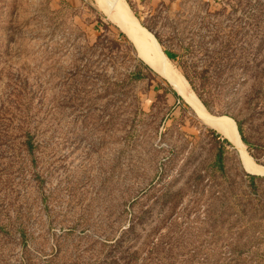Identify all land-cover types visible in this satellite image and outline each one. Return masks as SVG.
<instances>
[{
  "label": "rangeland",
  "instance_id": "rangeland-1",
  "mask_svg": "<svg viewBox=\"0 0 264 264\" xmlns=\"http://www.w3.org/2000/svg\"><path fill=\"white\" fill-rule=\"evenodd\" d=\"M123 1L163 38L207 9L245 26L258 69L235 91L264 169V0ZM118 32L96 0H0V264H264V174L233 146L212 173L213 129L151 68L127 82Z\"/></svg>",
  "mask_w": 264,
  "mask_h": 264
},
{
  "label": "trees",
  "instance_id": "trees-1",
  "mask_svg": "<svg viewBox=\"0 0 264 264\" xmlns=\"http://www.w3.org/2000/svg\"><path fill=\"white\" fill-rule=\"evenodd\" d=\"M208 3L207 8L210 6ZM231 3L232 0H221L225 8L235 7ZM240 4L241 2H237V6ZM220 13L212 14L207 9L204 16H195L192 20L183 21L185 24L188 23L185 29L178 30L176 25L172 27V31L166 38L161 37L149 27L143 24L142 26L153 35L165 57L176 66L206 111L213 115V109H217L216 105L220 106L217 112H221L222 116L234 121L242 143L248 147L250 145L243 133L245 122L239 119L247 108H242L245 104L237 106L240 100L236 97L235 87L246 83V76L251 69L257 71L258 65L252 68L250 62L246 60L248 53L245 52L246 48L242 47L246 37L245 26L234 28L230 25L226 30L216 18ZM178 18L181 23L182 14H178ZM118 37L132 47L124 34L118 32ZM137 57L135 56L137 64L126 76L128 83L143 82L147 78L145 72L156 74ZM237 71L241 73L239 77L234 76ZM159 79L166 86L163 89L164 96H173L181 105H187L168 82L163 78ZM247 105H249V99ZM208 133L214 139L211 146L213 158L208 168L212 173L224 176L227 173L229 155L233 151L232 145L214 130H208ZM245 176L251 180L260 177L248 173Z\"/></svg>",
  "mask_w": 264,
  "mask_h": 264
},
{
  "label": "bare ground",
  "instance_id": "bare-ground-1",
  "mask_svg": "<svg viewBox=\"0 0 264 264\" xmlns=\"http://www.w3.org/2000/svg\"><path fill=\"white\" fill-rule=\"evenodd\" d=\"M99 8L131 42L140 59L162 76L211 129L225 138L239 153L245 169L251 174H264V169L253 164L239 137L233 120L211 116L190 89L179 71L169 62L155 38L142 27L123 0H96Z\"/></svg>",
  "mask_w": 264,
  "mask_h": 264
},
{
  "label": "crops",
  "instance_id": "crops-1",
  "mask_svg": "<svg viewBox=\"0 0 264 264\" xmlns=\"http://www.w3.org/2000/svg\"><path fill=\"white\" fill-rule=\"evenodd\" d=\"M137 1V0H136ZM150 2L151 5H153L154 8H163L164 5H169L170 7L173 6V3L171 0H147Z\"/></svg>",
  "mask_w": 264,
  "mask_h": 264
},
{
  "label": "water",
  "instance_id": "water-1",
  "mask_svg": "<svg viewBox=\"0 0 264 264\" xmlns=\"http://www.w3.org/2000/svg\"><path fill=\"white\" fill-rule=\"evenodd\" d=\"M238 153V152H237ZM238 156H239V159H240V161H241V165H242V168L245 170V167H244V163H243V161H242V159H241V157H240V155L238 154ZM246 172V171H245ZM247 173V172H246Z\"/></svg>",
  "mask_w": 264,
  "mask_h": 264
}]
</instances>
